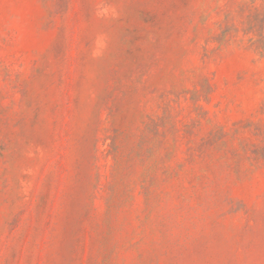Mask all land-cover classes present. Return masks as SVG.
<instances>
[{
    "label": "rangeland",
    "instance_id": "rangeland-1",
    "mask_svg": "<svg viewBox=\"0 0 264 264\" xmlns=\"http://www.w3.org/2000/svg\"><path fill=\"white\" fill-rule=\"evenodd\" d=\"M0 264H264V0H0Z\"/></svg>",
    "mask_w": 264,
    "mask_h": 264
}]
</instances>
